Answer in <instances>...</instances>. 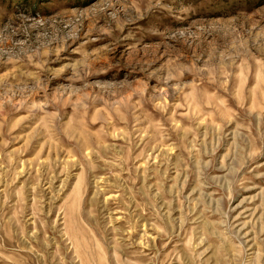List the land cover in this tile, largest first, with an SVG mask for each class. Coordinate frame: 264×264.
<instances>
[{"label":"rangeland","instance_id":"obj_1","mask_svg":"<svg viewBox=\"0 0 264 264\" xmlns=\"http://www.w3.org/2000/svg\"><path fill=\"white\" fill-rule=\"evenodd\" d=\"M0 264H264V0H0Z\"/></svg>","mask_w":264,"mask_h":264}]
</instances>
